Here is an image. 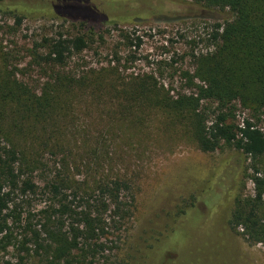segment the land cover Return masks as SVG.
Wrapping results in <instances>:
<instances>
[{"label":"trees","instance_id":"obj_1","mask_svg":"<svg viewBox=\"0 0 264 264\" xmlns=\"http://www.w3.org/2000/svg\"><path fill=\"white\" fill-rule=\"evenodd\" d=\"M56 1L0 0V12L14 15L18 22L30 14L106 21L117 26L143 19L137 12V0H106L111 3L108 17L97 13L90 0ZM192 1L205 12L229 16L213 30L215 49L193 54L194 71L181 72L190 93L170 95L171 89L158 86L150 75L126 82L111 65L90 67L80 74L66 70L69 55L82 52L93 42L89 35H61L50 43L43 59L51 65L53 75L40 93L5 69L8 77L0 81V243L4 249L13 246L22 252L21 264L34 258L43 264H92L98 255L115 248V237L133 217L131 182L105 174L103 169L93 172L94 165L102 167L97 147L77 152L78 139L84 146L91 142L98 146L102 133L74 129L72 95L79 96L80 105L97 119L107 117L111 123L119 114L131 115L136 108L152 104L187 118L204 152L229 145L253 159L264 157V0ZM120 5H126V11H120ZM60 66L64 69H57ZM131 90L139 97L146 92L159 97L147 103L135 99L139 101L136 105L123 97ZM238 105L250 113L242 123L236 115ZM46 153L60 156L59 168L47 176ZM83 168L90 171L87 177ZM36 174L42 176L40 181ZM255 180L257 196L237 200L230 226L249 243L264 245V177ZM39 200L41 207L35 208ZM191 217L185 211L175 225L180 223L187 229ZM182 231L184 242H169L161 249L158 264L180 259V246L189 239L184 227ZM162 238L145 250L139 264H147L151 250L163 242ZM170 250L175 254L172 257L168 256Z\"/></svg>","mask_w":264,"mask_h":264},{"label":"rangeland","instance_id":"obj_2","mask_svg":"<svg viewBox=\"0 0 264 264\" xmlns=\"http://www.w3.org/2000/svg\"><path fill=\"white\" fill-rule=\"evenodd\" d=\"M89 3L100 15L111 16L110 2ZM119 7L126 11V5ZM203 9L192 0H137L142 21L118 26L106 21L92 23L82 18L39 14L24 15L18 22L14 15L0 12V81L7 79V71L14 72L18 81L40 93L53 75L51 65L43 59L50 43L61 35H89L93 42L82 52L69 55L66 70L80 74L90 67L111 65L119 69L126 82L132 77L150 75L158 86L171 89L170 95L190 93L181 72L194 71L193 54L215 49L213 30L229 16ZM136 93L131 90L123 97L136 105L159 97L149 92L139 97ZM80 99L70 96L74 129L102 133V140L98 146L95 142L84 146L77 138V152L97 147L102 167L94 165L93 172L103 169L114 178L126 179L135 193L133 217L124 222L115 237V248L98 255L92 264H139L145 250L163 236V242L151 250L147 261L158 264L161 249L169 242H184L183 227L189 239L180 246V259L170 264H264V245L249 243L230 226L237 200L257 196L255 179L264 177V157L253 159L229 145L204 152L187 118L152 104L136 108L131 115L119 114L111 123L107 117L98 120L96 114L80 105ZM236 115L242 123L250 113L238 105ZM44 157L47 176L59 168L60 156L46 153ZM81 170L86 177L90 173L86 168ZM36 178L40 181L42 176L36 174ZM40 205V200L35 201V208ZM185 211L193 216L186 223L187 229L180 223L175 225ZM21 255L13 246L4 249L0 243V264H21ZM174 255L172 250L168 252V256ZM28 264L43 263L34 258Z\"/></svg>","mask_w":264,"mask_h":264}]
</instances>
